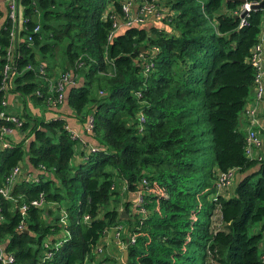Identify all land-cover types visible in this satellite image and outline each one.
Listing matches in <instances>:
<instances>
[{
    "label": "trees",
    "instance_id": "1",
    "mask_svg": "<svg viewBox=\"0 0 264 264\" xmlns=\"http://www.w3.org/2000/svg\"><path fill=\"white\" fill-rule=\"evenodd\" d=\"M125 1L20 0L28 27L20 36L33 39L18 42L0 109L10 91L56 116L22 111L19 128L1 123L22 136L0 145V188L17 164L28 163L39 180L21 175L10 197L0 191V242L14 254L13 264H106L114 257L95 261V250L121 224L122 241L135 236L124 242L122 264H262L264 154L245 152V109L254 93L251 53L263 9H251L240 24L237 0H157L168 12L151 17L154 24L149 17L114 31L112 15L122 19ZM5 19L0 86L10 42ZM57 50L61 72L76 79L61 103L81 121L93 117L95 151L76 152L77 139L55 113L61 103L48 101L56 97L49 90L52 74L44 80L26 69L28 62H41L51 70ZM231 168L230 182L219 188L218 174ZM118 183L142 195L145 213H130L125 196L121 204L129 216L120 218ZM40 193L55 206L29 205L22 213L20 206ZM214 209L220 223L212 219Z\"/></svg>",
    "mask_w": 264,
    "mask_h": 264
},
{
    "label": "built area",
    "instance_id": "2",
    "mask_svg": "<svg viewBox=\"0 0 264 264\" xmlns=\"http://www.w3.org/2000/svg\"><path fill=\"white\" fill-rule=\"evenodd\" d=\"M155 2H152L151 0H139L138 3H133L134 0H126L123 2L122 10H123V16L122 19L116 17L115 15H112L113 17V26L114 31L117 30L121 25L124 26H130L133 24H140L145 22L149 17H155L159 18L160 16L168 12L166 10V7H164L162 4L159 6L157 4V0H154ZM35 0H32V3L34 4ZM258 3V1H248L240 3V6L233 11L237 15L241 14L243 11L249 12L252 7V5ZM263 16H262V26H261V33L259 36L258 42L253 46L252 53H251V60L255 67V77H254V97L257 102L264 101V50H263V39H264V5L262 6ZM4 13L0 14V21L1 23L4 21V18L6 16V21L10 20V28H9V37L10 42L8 45L5 46V51L2 54V57L4 59L3 68H2V83L0 88L4 89L7 86H10L12 75L14 74L16 70V62L17 58L20 55L18 50V42L20 41V32L26 28H28L25 24L26 17L23 15V6L20 2V0H4ZM0 13H1V7H0ZM245 13V14H246ZM39 14V13H38ZM240 24L245 23L244 16L240 17ZM40 21L37 20L35 25L32 28V31L38 32L40 30ZM113 32V31H112ZM112 32L108 34V37L111 36ZM22 39H26L27 43L32 42V36L28 33L26 37H22ZM21 39V40H22ZM44 64L41 62H38L36 64L32 62H28L26 65V69H34L39 74H44ZM72 81V78L70 76L69 71H60L58 73V80L55 81L52 77L49 78V90L51 92H56L55 98H48V101L52 104V106H58L59 103L63 100V92L64 87L67 83ZM3 105H7V100L2 101ZM58 103V104H57ZM48 104V102H47ZM245 114L247 116V128H246V145H245V152L248 156L254 157L255 155H258V158H260L259 150L263 144V141L261 140L260 136L258 135L256 126L259 124V116H258V108L256 105H249L245 109ZM58 115V114H57ZM55 114H52L50 117H55ZM58 117V116H57ZM3 120L12 121L15 124L16 128H19V126L22 124V119L19 118L18 115L8 112L5 108L0 109V145L3 147L10 146V138L8 137V133H11V130L14 129L11 126H5L1 125ZM86 129L88 131H91L93 128V117L90 115L86 119ZM69 128V127H68ZM70 129V128H69ZM71 130V129H70ZM72 136L75 138H78L77 132H74L71 130ZM6 133V134H5ZM96 146H91L89 151H95ZM20 164L15 165L12 167L10 173L6 177V185L2 188H0L1 193L5 197H10L9 195V188L11 185L19 179V177L22 175ZM233 168L228 169V171L221 172L218 174L217 177V185L218 187H222L225 184L230 182V179L233 175ZM23 177L27 180L35 179L39 180V177L31 175H26ZM138 196H141L140 193L137 194ZM142 198V196H141ZM142 199H140L139 205L141 204ZM44 204V199L42 194L40 193V197L31 199L29 203H23L20 206V210L22 213H24L29 205L34 206H42ZM61 221L65 223V217H66V211L64 209L61 210ZM85 219H88L86 216H84ZM23 226V223L20 224V227ZM112 230L115 232L116 236L120 235V232L122 230V225L119 224L117 226H114ZM135 240L134 234H130L127 238V242H133ZM100 249V247L98 248ZM50 252H46L45 257L49 256ZM260 260L262 264H264V246L260 245ZM15 261L14 254L11 252L5 251L2 243L0 242V264H13Z\"/></svg>",
    "mask_w": 264,
    "mask_h": 264
},
{
    "label": "crops",
    "instance_id": "3",
    "mask_svg": "<svg viewBox=\"0 0 264 264\" xmlns=\"http://www.w3.org/2000/svg\"><path fill=\"white\" fill-rule=\"evenodd\" d=\"M0 7L1 11L4 9V0H0ZM149 22L154 21L153 18H150ZM154 24V23H153ZM264 42V39H263ZM263 50H264V43H263ZM78 79V78H77ZM80 79V78H79ZM76 80V79H75ZM75 80L70 81L65 85V92L68 93L71 85L75 84ZM73 82V83H71ZM7 105H6V110L8 112L14 113L16 115H20L21 112L23 111L24 113H27L28 115H31L32 117L38 116L41 113V109L38 105L33 104L32 99L29 97H20L17 94H14L13 92L7 93ZM248 105H256L258 108V116L260 119L259 126L262 127L264 124V101H259L257 102L254 97V93L252 92V95L250 97V100L247 102ZM55 113L58 114V117H63L65 119V122L67 126L73 130L74 132H77L78 138L77 141L78 143L76 144V152H83V151H88L90 150L91 146H95L97 143L94 141L92 136L89 134V131L86 129V121H81L78 119L77 116H75L71 109L66 105L65 103H61L58 107L55 108ZM51 114V115H50ZM44 117H49L52 116V113L48 114V111L43 113ZM41 116V115H40ZM20 117V116H19ZM243 124V121L241 122ZM16 129H12L10 135H12V138L16 139L19 138L22 135H19L18 132L15 131ZM22 134V133H21ZM10 137V136H9ZM22 175H31V177L36 176L37 173L35 170L31 168V166L28 163L22 164ZM125 188V187H124ZM127 197L129 201H132L129 198V194L131 193L130 197L132 195H135V192H126ZM138 194V193H137ZM126 232V231H124ZM127 234V233H126ZM106 235V234H105ZM125 234L121 235V239ZM121 239H119L121 241ZM127 237L125 238V241H121L123 244L126 241Z\"/></svg>",
    "mask_w": 264,
    "mask_h": 264
},
{
    "label": "rangeland",
    "instance_id": "4",
    "mask_svg": "<svg viewBox=\"0 0 264 264\" xmlns=\"http://www.w3.org/2000/svg\"><path fill=\"white\" fill-rule=\"evenodd\" d=\"M151 1L155 2L154 0H151ZM135 2H139V0H134V3ZM0 24L2 25L1 21H0ZM19 37H20V40H21L22 37L21 36H19ZM55 53H56V55L54 56L55 59L54 60L52 59L50 61V63L52 64L51 70L46 69V66L44 65V67H45L44 68V74H40V76L42 78H44V80H46V77L50 76V75H48V73H49V74H52V77L54 78V80L57 81L58 80V73L64 67V62H62L63 61V57L60 55V52H58V50H57ZM38 106L40 107L42 113H44L45 112V109H44L45 106H43L41 104L38 105ZM259 122H260V119H259ZM256 128H257L258 135L260 136L261 140L263 141V144H262L260 150L258 151L259 154L262 155V154H264V124L262 125V127L259 126V124H258L256 126ZM8 136L12 137V135H10V134ZM77 143L78 142H76L75 144H77ZM21 171H22V168H21ZM235 181H236V177L234 176L233 182H235ZM114 189L119 190V192L114 194V197L117 198V201H118V199L120 200V202H119V210L120 211L121 210H125L124 206L121 204V201L124 200L125 196H126V199H128L127 193H126L125 188H124V184L123 183H118V184L115 185ZM130 195H131V193L129 194V198L132 201H131V203H129V212L130 213H133V212L145 213L146 212L145 207H143L142 204L139 205L140 199H142L141 198L142 195L138 196L137 194H135V195H132L131 197H130ZM117 201H115V200L113 201L112 200L111 203H114V202H117ZM42 206H44V207H47V206L54 207L55 204H53L51 202H49V203L48 202H44V204H42ZM126 213H127V211H126ZM127 215H128V213H127ZM125 216H126V214H124V217ZM212 219H213L214 222L220 223V217H219V214H218V209H214L213 215H212ZM134 220H135V218H132L131 221H134ZM122 224H123L124 229H125L126 228V224L124 223V221L122 222ZM221 228H222V226H221ZM121 233H122V231L120 232V235H121ZM120 235L116 236L115 232L110 229L106 233V235L103 237L101 243L99 244L100 249L95 250V259L94 260L98 261L99 259H101L103 257H107V256L111 255L110 257H114V261L112 262L110 260H107L106 264H122L123 262H121V261L126 260L127 256L126 257H125V255L123 256V249L126 248V247H125V244H123L121 242L122 239H121ZM119 239H121V241ZM260 245L264 246V232H263V237H262ZM127 255H128V252H127ZM104 259L105 258H103L102 260H104Z\"/></svg>",
    "mask_w": 264,
    "mask_h": 264
},
{
    "label": "water",
    "instance_id": "5",
    "mask_svg": "<svg viewBox=\"0 0 264 264\" xmlns=\"http://www.w3.org/2000/svg\"><path fill=\"white\" fill-rule=\"evenodd\" d=\"M237 1H239V2H245L246 0H237ZM264 5V0H261V1H259L258 3H256V4H254V5H252V7H254V8H262V6ZM245 13H246V11H243L241 14H240V16H244L245 15ZM237 16V15H236ZM141 49H144V47H141ZM21 133H23V131H20ZM124 214H126V216L124 217ZM128 217V215H127V213H126V211L125 210H121L120 211V218H127ZM258 231H259V229H258ZM127 240V239H126ZM127 249L126 248H124L123 249V256L125 255V257L127 256Z\"/></svg>",
    "mask_w": 264,
    "mask_h": 264
}]
</instances>
